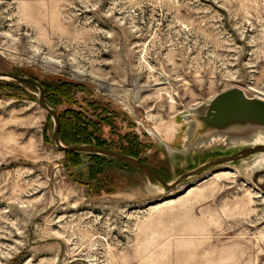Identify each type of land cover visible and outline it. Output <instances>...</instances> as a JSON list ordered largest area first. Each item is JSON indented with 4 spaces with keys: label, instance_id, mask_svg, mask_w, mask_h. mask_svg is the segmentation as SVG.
I'll use <instances>...</instances> for the list:
<instances>
[{
    "label": "rangeland",
    "instance_id": "374dc122",
    "mask_svg": "<svg viewBox=\"0 0 264 264\" xmlns=\"http://www.w3.org/2000/svg\"><path fill=\"white\" fill-rule=\"evenodd\" d=\"M0 72L50 84L63 144L137 137L153 164L163 146L146 133L176 147L195 105L232 87L264 95V0H0ZM37 94L0 79V264H264V194L235 165L157 197L91 190L53 149ZM219 150L234 147L160 168L172 181Z\"/></svg>",
    "mask_w": 264,
    "mask_h": 264
},
{
    "label": "water",
    "instance_id": "95a60500",
    "mask_svg": "<svg viewBox=\"0 0 264 264\" xmlns=\"http://www.w3.org/2000/svg\"><path fill=\"white\" fill-rule=\"evenodd\" d=\"M0 79L28 83L38 90L37 103L49 114L53 122L50 143L54 150L79 153L85 164L88 163L89 158L83 157L84 154L99 155L130 166L140 174L137 177L128 175L127 180L124 181H121L123 179L121 174H113L109 186L111 194L124 191L131 194L134 199L157 197L172 191L193 177L222 165H235L240 175L247 178L264 194V99L248 97L238 87L221 91L183 114L181 121L184 124V133L182 141H178L176 147L165 144L155 131L151 133L145 131L148 138H152V135L155 137V141L149 139L152 147L163 146L162 152L158 148L153 152L148 150L153 155V164H151L91 144L64 145L59 139L58 114L45 102L42 84L30 77L8 72H0ZM110 110L124 115L113 107ZM231 147H234L231 152L219 150L217 154L201 157L197 164H193L195 166L178 174L172 181L163 178L157 172L162 167L168 168V154L180 158L196 152L193 155L196 157L195 155L199 153L197 151L203 154V151L208 149ZM206 155L207 153L203 154Z\"/></svg>",
    "mask_w": 264,
    "mask_h": 264
},
{
    "label": "trees",
    "instance_id": "16d2710c",
    "mask_svg": "<svg viewBox=\"0 0 264 264\" xmlns=\"http://www.w3.org/2000/svg\"><path fill=\"white\" fill-rule=\"evenodd\" d=\"M43 88H44V100L45 102L52 107L50 101L48 100V96L49 94H47L46 90L50 89V84L49 86L46 84H42ZM49 91V90H48ZM52 91V90H51ZM99 108L102 109V111L104 113H106V115L104 116L105 120L109 121V117L110 119H114L115 117L118 116V113L115 111H112L108 108L107 105L105 104H99ZM66 113V112H65ZM58 114V118H59V139L60 141L64 142V136L61 132V121H62V115ZM103 119V120H104ZM113 124V123H112ZM85 127V126H84ZM84 129V128H82ZM81 129V130H82ZM70 134V133H69ZM74 135H78L77 133H73ZM71 135V138L68 137L67 141H65L64 145H73V144H91V145H95V146H99L102 148H105L107 150H111V151H116L122 154H126V155H130L133 157L138 158L141 162L143 163H147L146 158H143L141 156V154L145 151V149L147 148V145H143L141 142H138L137 137H131L127 143L126 147H111L109 145L108 142H105L102 139H99V141H95L92 138L90 139V137H88L87 139H75L74 135ZM75 135V136H76ZM66 155L69 156H74L76 158L79 159L80 164L75 168L76 172H82L83 170H86L88 173V179L85 183V185H87L88 187L91 188V190H97L98 192H104V193H110L111 190L109 189L110 184L112 183V173L108 171V169H116V170H122L124 167H129L132 168L130 166L121 164L120 162H116V161H112L109 160L105 157L99 156V155H91V154H84L83 157H87L89 158V161L87 164H85L82 160V156L79 153H75V152H65ZM111 163L120 165L119 168H116L115 166L111 165ZM134 169V168H132ZM163 178L167 179L161 169H159L157 171ZM112 174V175H111ZM117 175V173H115ZM78 178V177H76Z\"/></svg>",
    "mask_w": 264,
    "mask_h": 264
},
{
    "label": "bare ground",
    "instance_id": "6f19581e",
    "mask_svg": "<svg viewBox=\"0 0 264 264\" xmlns=\"http://www.w3.org/2000/svg\"><path fill=\"white\" fill-rule=\"evenodd\" d=\"M259 97V96H258ZM259 98H262V99H264V95H262V97H259ZM257 143H260L259 141H257Z\"/></svg>",
    "mask_w": 264,
    "mask_h": 264
}]
</instances>
